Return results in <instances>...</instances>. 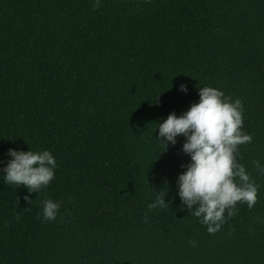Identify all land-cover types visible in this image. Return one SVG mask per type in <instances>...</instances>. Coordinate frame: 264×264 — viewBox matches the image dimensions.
<instances>
[{
  "label": "trees",
  "instance_id": "trees-1",
  "mask_svg": "<svg viewBox=\"0 0 264 264\" xmlns=\"http://www.w3.org/2000/svg\"><path fill=\"white\" fill-rule=\"evenodd\" d=\"M95 2L0 0V264H264V0ZM201 87L242 102L258 187L214 235L178 195L185 138L158 142ZM9 150L49 151L54 180L5 183Z\"/></svg>",
  "mask_w": 264,
  "mask_h": 264
},
{
  "label": "clouds",
  "instance_id": "clouds-1",
  "mask_svg": "<svg viewBox=\"0 0 264 264\" xmlns=\"http://www.w3.org/2000/svg\"><path fill=\"white\" fill-rule=\"evenodd\" d=\"M99 7V0H96L93 10ZM180 91L187 92V86L181 85ZM198 94L199 102L193 103L189 110L179 117L171 113L157 125L158 142L166 151L169 144L175 146L177 137L185 138L182 151L190 157V163L182 165L186 170L178 176V195L189 213L200 218L208 233L214 235L226 222L225 213L229 218L236 214L238 203H245L252 209L257 202L258 187L244 165L237 162L239 146L251 143L253 138L242 131L243 107L239 99L233 102L213 87H201ZM8 156L11 159L3 168L7 184L37 193L55 178L56 160L47 150H9ZM253 163L264 172L258 161ZM165 191L156 194L155 201L148 205L149 211L168 205ZM25 200L31 203L27 196ZM60 207V202L44 200L43 220L54 221Z\"/></svg>",
  "mask_w": 264,
  "mask_h": 264
}]
</instances>
